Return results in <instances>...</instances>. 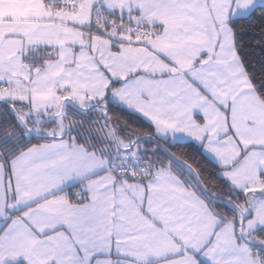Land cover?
<instances>
[{"label": "snow or ice", "instance_id": "snow-or-ice-1", "mask_svg": "<svg viewBox=\"0 0 264 264\" xmlns=\"http://www.w3.org/2000/svg\"><path fill=\"white\" fill-rule=\"evenodd\" d=\"M0 264H264V0H0Z\"/></svg>", "mask_w": 264, "mask_h": 264}, {"label": "trees", "instance_id": "trees-1", "mask_svg": "<svg viewBox=\"0 0 264 264\" xmlns=\"http://www.w3.org/2000/svg\"><path fill=\"white\" fill-rule=\"evenodd\" d=\"M248 41H249V38L248 37H244V41L243 42H248ZM256 55L257 56L260 55L258 49L256 50ZM115 115L119 116V118L122 121H126L130 125V127H132V128L139 129V130H141L143 132L148 131L146 123L142 119L139 118L138 114H131V113H128V112H125V113L117 112ZM36 142L37 141H33V143H36ZM170 150L176 152L177 155L191 154V149L188 148V147L178 146L176 148H171ZM196 159L199 160L200 157L197 156ZM214 183H215V181H214Z\"/></svg>", "mask_w": 264, "mask_h": 264}, {"label": "crops", "instance_id": "crops-1", "mask_svg": "<svg viewBox=\"0 0 264 264\" xmlns=\"http://www.w3.org/2000/svg\"><path fill=\"white\" fill-rule=\"evenodd\" d=\"M75 190V189H74Z\"/></svg>", "mask_w": 264, "mask_h": 264}, {"label": "rangeland", "instance_id": "rangeland-1", "mask_svg": "<svg viewBox=\"0 0 264 264\" xmlns=\"http://www.w3.org/2000/svg\"><path fill=\"white\" fill-rule=\"evenodd\" d=\"M246 43V42H245Z\"/></svg>", "mask_w": 264, "mask_h": 264}]
</instances>
